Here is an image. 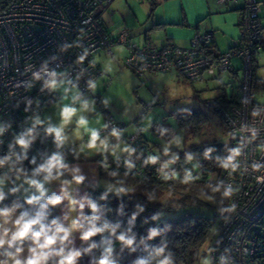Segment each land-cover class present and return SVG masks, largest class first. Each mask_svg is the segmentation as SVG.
<instances>
[{"label":"built area","instance_id":"1","mask_svg":"<svg viewBox=\"0 0 264 264\" xmlns=\"http://www.w3.org/2000/svg\"><path fill=\"white\" fill-rule=\"evenodd\" d=\"M112 1L15 0L0 12V175H14L22 165L52 167L67 160L64 145L43 120V111L57 98L54 85L61 79L78 89L77 97L88 93L102 74L96 55L113 56L114 45L125 47L123 65L138 77L175 70L196 82L236 74V96L227 103L206 101L235 149L234 158L221 162L215 172L229 199L216 210L218 232L207 255L210 264H264V102L252 100L254 55L264 48L259 2L242 0L239 39L215 54L213 33L207 29L198 30L187 47L169 40L161 46L148 40L140 44L126 31L110 36L95 10ZM161 125H153L152 132L159 135V129L166 130ZM119 129L108 114L103 129L93 135L115 136Z\"/></svg>","mask_w":264,"mask_h":264},{"label":"trees","instance_id":"2","mask_svg":"<svg viewBox=\"0 0 264 264\" xmlns=\"http://www.w3.org/2000/svg\"><path fill=\"white\" fill-rule=\"evenodd\" d=\"M13 1L0 0V12ZM261 51L264 48L256 54ZM254 78V87L264 85V80ZM215 99L227 103L229 98L223 94ZM176 118L180 126L189 127L195 133L204 124L206 115L191 111L180 113ZM137 134L133 141H129L132 148L120 158L102 161L97 157L95 160L99 164V178L122 183L124 193L108 191L97 183L85 184L88 200L79 231V264H101L103 260L107 264H192L198 257L208 254L218 232L215 213L226 206L229 191L216 182L215 172L221 162L234 158L233 142L230 147L212 143L193 147L185 154H159L154 142L151 143L139 131ZM101 136L93 135L94 141ZM64 148L67 155L64 162L52 167L22 165L14 175H5L8 186L0 196V211L15 206L23 217V224L40 216V222L33 225L32 231H40L43 226L46 235L56 232L58 212L56 205L48 203L53 198L52 193L43 191L34 196L16 198L14 180L18 175L46 179L67 177L64 165L73 160V151ZM194 173L198 176L194 177ZM169 174L172 177H168ZM166 214L174 216L167 217ZM93 228L101 231L84 239L85 233ZM121 236L124 240L119 239ZM38 240L30 232L12 242L3 252H11ZM127 240L132 243H126Z\"/></svg>","mask_w":264,"mask_h":264},{"label":"rangeland","instance_id":"3","mask_svg":"<svg viewBox=\"0 0 264 264\" xmlns=\"http://www.w3.org/2000/svg\"><path fill=\"white\" fill-rule=\"evenodd\" d=\"M126 1L114 0L103 14L107 21L114 23L116 31L126 28L132 35L136 34L134 38L140 40L142 35L139 32L151 25L147 19L150 9L142 7L139 0H128V4ZM182 6L187 12V21L185 20L183 26L176 24L167 28L174 34L172 36L177 43L186 44L191 31L194 35L197 30L204 29L215 31V39L220 48H226L230 39L236 41L238 38L239 26L232 17L237 12H224V7L216 0H165L154 12L159 18L179 22ZM99 8L98 11H101ZM157 31L164 35L162 30ZM113 53V56L99 61L102 74L95 79L88 93L77 97L78 89L67 87L61 79L54 85L57 98L43 111L44 122L59 136L62 144L71 148L76 158L87 161L83 167L93 168L90 164H97V157L102 161L120 158L132 148L128 139L138 135L137 131L156 144L154 148L159 154H185L193 147L212 143H222L226 147L232 145V138L220 118L206 106V101L218 93V79L206 80L207 84L203 79L190 82L174 71L157 73L149 78L146 77L147 74L138 77L123 65L122 59H118V56L122 58L126 53L123 45L113 47ZM257 61L255 76L264 80V55L259 54ZM222 79L227 92H230L236 82L227 74ZM252 100L264 102V85L254 87ZM191 111L206 115L204 124L195 133L189 127L180 126L176 118L180 113ZM107 113L118 122L119 133L115 136L103 134L94 141L93 134L103 129L104 116ZM155 123L164 124L161 127L168 126L171 130L168 127L166 130L159 129L158 135L152 132ZM78 167L82 166L76 168ZM0 179H5L4 175H0ZM98 184L108 191L124 193L122 183L100 179ZM129 190L132 188L129 187ZM192 264H210V260L208 255H203Z\"/></svg>","mask_w":264,"mask_h":264},{"label":"crops","instance_id":"4","mask_svg":"<svg viewBox=\"0 0 264 264\" xmlns=\"http://www.w3.org/2000/svg\"><path fill=\"white\" fill-rule=\"evenodd\" d=\"M113 1L111 3H113ZM133 1L137 2L136 0ZM139 1H141L138 3H140L142 7L143 6L149 7L150 13L147 19L151 22L150 26H148L141 33L139 32V34L142 35L140 37V40L139 39L137 40L136 37L134 38L136 34L132 35L130 30H127L126 28L116 31V29L113 26L114 23L107 21L103 12L105 11L106 7H108L111 3L108 5H101L99 8L101 9V11H98V9L95 10V15L102 21L110 36L115 35L119 31H126L128 32V34L130 35L133 41L140 44L148 40L154 45L161 46L165 44L166 41L169 40L173 42L175 45L180 47H187L189 45L190 39L194 36L192 35L193 31H191L190 33L189 40L185 41L187 43L181 45L177 43L176 40L174 39L173 37L174 34L169 32L167 29L168 26H173L176 24L183 26L185 20L187 21L188 18L187 12L186 10L184 11L183 6L181 8V11H179L181 12L179 13V17L181 16V21L174 22L173 20L170 19H166L162 17L159 18V16L157 17L154 12V9L158 5L163 3L165 0H139ZM216 1L219 5H222L221 7H224L223 8L224 12H234V11L237 12L234 15H232V17L234 18V22L237 24V26H239V21L244 7L243 1L242 0L236 2L226 1V0L223 2H219L218 0ZM258 1L261 6L262 20H264V0H258ZM128 2L130 3V1L127 0L126 3L128 4ZM145 2H147V4H145ZM108 17L112 18L110 15H108ZM197 26L198 25H196V27ZM157 30H162L164 32V35L162 36V33ZM211 31L213 33L211 50L215 54H219L227 51L232 46V43L235 42L233 41L234 39L232 40L230 39L226 48H220L217 40L215 39V31L214 30ZM139 34L137 36H139ZM237 40L238 38L236 39V41ZM115 46H120V45H114V47ZM259 54L264 55V51L258 52L255 55L256 65H258L257 57L259 56ZM125 55L122 58L121 56H118V59H122L123 61ZM106 58H109V56H107L104 52H99L96 55V59H95L97 65L100 67L99 61H103ZM233 62L236 68H239V62L237 60H234ZM172 71L177 73V71L175 70H170L165 73H169ZM239 73L240 72L238 71V75H240ZM155 74L157 73L147 74L146 77L147 78L153 77L155 76ZM224 74L225 73L220 74L216 77H206L203 79V81H205L206 84L207 81L209 80L218 79L219 90L218 93L215 94V96L212 98H216L224 94L228 99L230 97L232 98V96L235 95V93H237V81L239 77L237 75L234 76L232 74L231 75L227 74L228 77H231L233 81L236 82L235 87L234 88L232 87L231 91L227 92L226 84L225 82H223L224 80L222 79V76ZM177 75L179 74L177 73ZM57 137L59 138V136ZM72 158L73 160H70L64 165V170L67 174V177L65 178L46 179V178L18 175L15 177L14 180V194L16 198L34 196L43 191H49L52 193L53 197L60 198V203L55 205L58 212L59 226L66 230L67 238L66 239L64 238L65 232L56 231L46 235L48 237L55 236V242L52 245H49L47 247H40V245L45 244V236H44L40 238L36 243L29 242L27 244L17 247L11 252L4 254L3 252L4 249L9 247L11 243L15 241L13 240V236L21 229L23 225V220L21 219V215L19 214L16 207L9 206L5 209L7 210V215H0V239L4 241V243L0 245V264H17V261H19V264H28L30 260H35L36 264H62V261H65L66 257H68L69 255H73L74 257L72 264H79V231L81 228V224L83 221L85 208L88 200V192L85 184L86 183L98 184L100 178H99L98 162L97 164L96 163L90 164V167L94 166L93 168L86 169L85 167H83L84 164H86L87 162L86 160H82V159L79 160L74 156V154L72 155ZM77 166H82V167L76 168ZM33 181H35V183H32ZM37 185H39V187H37ZM7 186L8 184L6 179H0V196L6 192ZM17 221H19V224L17 223ZM74 224L76 225L75 227L73 226ZM76 253H78V255H74Z\"/></svg>","mask_w":264,"mask_h":264},{"label":"clouds","instance_id":"5","mask_svg":"<svg viewBox=\"0 0 264 264\" xmlns=\"http://www.w3.org/2000/svg\"><path fill=\"white\" fill-rule=\"evenodd\" d=\"M32 183H35V181H33ZM37 187H39V185H37ZM29 203H32V201L30 200ZM48 203L53 204V205L58 204V203H60V198L59 197H53L48 201ZM0 215H7V210L0 211ZM21 219H23V217H21ZM39 222H40V216H37L36 219H33L29 222L24 223L22 225L21 229L13 236V240L24 238L27 234H29L31 232L33 238L36 240H38L42 235H45V244L40 245V247H47L49 245H52L55 242V236H52V237L46 236V230L44 229L43 226H41L40 231H32L33 225H36ZM17 223L19 224V221H17ZM55 223L56 222L53 221V224H55ZM73 226L75 227L76 225L74 224ZM56 231L57 232H65L64 238L65 239L67 238V232L65 229L61 228L60 226H57ZM97 231H101V229L93 228V230H90L87 233H85L83 238L87 239L90 236L94 235L95 232H97ZM119 239L124 240V237L121 236ZM125 242L128 244L132 243L131 240H127ZM3 243H4V241L2 239H0V245H2ZM74 255H78V253H76ZM73 258H74L73 255H69L68 257H66L65 261H62V264H72ZM17 264H19V261H17ZM28 264H36V261L30 260L28 262ZM101 264H107V261L103 260V261H101Z\"/></svg>","mask_w":264,"mask_h":264}]
</instances>
